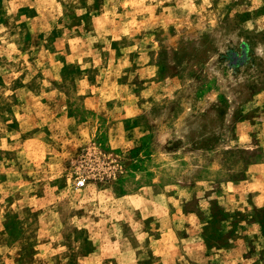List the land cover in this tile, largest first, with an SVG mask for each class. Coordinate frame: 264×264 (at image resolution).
Instances as JSON below:
<instances>
[{"label": "rangeland", "instance_id": "rangeland-1", "mask_svg": "<svg viewBox=\"0 0 264 264\" xmlns=\"http://www.w3.org/2000/svg\"><path fill=\"white\" fill-rule=\"evenodd\" d=\"M0 264H264V0H0Z\"/></svg>", "mask_w": 264, "mask_h": 264}]
</instances>
